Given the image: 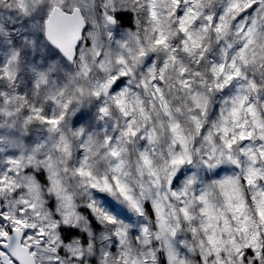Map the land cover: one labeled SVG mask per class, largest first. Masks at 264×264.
I'll list each match as a JSON object with an SVG mask.
<instances>
[{
	"label": "snow or ice",
	"instance_id": "snow-or-ice-1",
	"mask_svg": "<svg viewBox=\"0 0 264 264\" xmlns=\"http://www.w3.org/2000/svg\"><path fill=\"white\" fill-rule=\"evenodd\" d=\"M0 264H264V0H0Z\"/></svg>",
	"mask_w": 264,
	"mask_h": 264
}]
</instances>
